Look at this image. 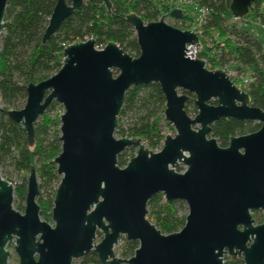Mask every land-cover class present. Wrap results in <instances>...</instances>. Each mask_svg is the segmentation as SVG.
I'll return each mask as SVG.
<instances>
[{"label": "water", "instance_id": "95a60500", "mask_svg": "<svg viewBox=\"0 0 264 264\" xmlns=\"http://www.w3.org/2000/svg\"><path fill=\"white\" fill-rule=\"evenodd\" d=\"M84 1L56 0L40 43ZM100 1L109 8V0ZM253 2L230 0L229 12L241 18ZM6 3L0 0V30ZM168 16L180 20L182 13L174 8ZM125 20L137 57L112 42L99 50L91 39L69 44L57 72L27 83L23 107L6 111L32 146L33 124L52 103L62 108L60 151L52 160L59 177L52 226L38 216L33 167L22 213L12 207V185L0 176V264H7L6 246L13 248L17 264H72L89 252L98 264H226L224 255L264 264V111L251 106L222 70L209 71L202 60L185 56L186 46H198L192 31L169 26L162 16L149 23L133 14ZM150 83L158 85L163 119L174 131L155 152L140 139L113 137L125 92ZM184 93L193 96L192 117L184 111ZM220 119L254 122L258 129L228 137L220 148L210 137V125ZM129 148L133 157L119 167L117 156ZM177 166L184 170L176 172ZM156 194L167 204L184 203V224L177 232L161 234L146 219V203ZM257 211L263 216L259 224L251 216ZM120 236L137 243L127 259L114 256Z\"/></svg>", "mask_w": 264, "mask_h": 264}, {"label": "trees", "instance_id": "16d2710c", "mask_svg": "<svg viewBox=\"0 0 264 264\" xmlns=\"http://www.w3.org/2000/svg\"><path fill=\"white\" fill-rule=\"evenodd\" d=\"M55 1L7 0L0 30V102L6 107L0 111V168L4 171L0 176L10 182L11 174H28L29 166L33 167L38 179L35 201L42 217L50 213L54 190L59 182L52 163L60 151L59 121L57 116H49L54 103L33 124L32 146L27 145L23 129L8 119L6 111L14 107L18 100L25 99L27 83L36 84L57 72L61 66L62 45L91 39L94 47L100 48L112 42L129 56L137 57L135 36L125 17L133 14L143 23H149L157 21L171 9L163 0H109L108 9L100 0H86L52 36L40 43ZM190 1L197 9L206 11L198 26L199 50L196 58L210 70L224 71L232 64L236 65L235 70L251 68L253 74L244 92L251 106L264 111V43L232 22L234 18L228 8L230 0ZM247 17L253 18L264 30V0H254L248 13L237 20ZM181 21L183 24L194 20L186 15ZM176 29L185 30L181 26ZM186 95L184 111L187 115L189 112L195 114L193 96ZM209 104L214 105L215 101ZM163 108L164 99L157 84L131 87L123 96L114 134L118 138L140 139L149 151L159 150L166 136L162 132L163 126L170 129L163 119ZM122 118L129 121L124 125ZM257 129L258 124L220 119L210 125V137L220 148H224L228 137L249 134ZM133 155L134 150L125 149L117 156V165L124 166ZM13 196L12 207L21 211L25 196L24 178L13 187ZM185 215L183 202L167 204L160 194L152 196L146 203V219L161 234L180 230ZM254 223L261 222L254 220ZM136 248V242H125L120 251L121 257L129 258ZM81 264H98V261L95 254L89 252L81 258ZM226 264L243 263L237 258L227 260Z\"/></svg>", "mask_w": 264, "mask_h": 264}, {"label": "rangeland", "instance_id": "374dc122", "mask_svg": "<svg viewBox=\"0 0 264 264\" xmlns=\"http://www.w3.org/2000/svg\"><path fill=\"white\" fill-rule=\"evenodd\" d=\"M194 20H195V18H194ZM232 22L237 27L243 28L246 31H248L249 33H252L260 43H264V30H263V28L253 18L247 17V18L242 19V20H237V19L234 18ZM164 23H167L168 24V21H165ZM204 67H205V69H207L209 71L218 70V69H215V68H213L212 70H210L209 69L210 67L207 66V65L204 66ZM235 67H236L235 64L234 65L232 64V65L227 66V69L224 70V73L228 77L231 78L232 84L234 86H236L238 89L244 91L243 81L246 80L247 82H249V80H251V76L253 74V71L251 70V68H242V67H240L241 68L240 70H235ZM112 74H113V76H115L117 74V72L113 70L112 71ZM178 93H182V92H178ZM24 100H21V99L18 100L15 103V106L12 107V108H9V110H19V109H21L23 107V105H24ZM4 108H6V107L3 104H1V102H0V109H4ZM195 112H196V110H195ZM61 113H62L61 106L58 105V104H56V103H54V105H52V108H51V110L49 112V116L50 117H55V116L58 117ZM193 115H194V113H192V112H189L188 113V116H190V117H192ZM128 121H129L128 119L122 118V124L125 125L126 122H128ZM250 123L251 124H256L254 122H250ZM169 128L170 129H166V127L163 126L162 132L166 136H173L174 131H173V129H172L171 126H169ZM113 137L116 138V139L118 138L114 133H113ZM141 143L145 147L144 143L143 142H141ZM155 151H158V150H155ZM183 170H184V167L183 166H177V168L175 169V171L176 172H179V173L182 172ZM3 172H4L3 169L0 168V173L3 174ZM26 177H27V173L11 174L10 177H9V180H10L9 183L12 185V187H14L17 184L21 183V179L22 178H24V181L26 182ZM36 179H37V177H36ZM37 182H38V179H37ZM14 200H15V198L13 196V198H12V204H13ZM23 205H24V203H22V210H23ZM22 210L19 211V212L22 213ZM38 216H39V219L41 221H45L50 226H52V222L50 220V213H46V216H44V217L40 216V214L38 213ZM251 216H253V219L255 220V222H258V221L262 222L263 221L262 212H260V211H257V212L252 213ZM100 239H101V234L99 233V234L96 235L94 242L97 243V242H99ZM125 242H129V241H126L123 236H120L119 239H118V241H117V244L113 248V252H114V256L115 257H117V258H124V257H121L120 251L125 246ZM5 249L9 252L7 264H17V257H16V255H15V253L13 251V248L11 246H6ZM125 258H127V257H125ZM222 259H223V261H227V260L230 259V257L224 255L222 257ZM72 264H81V258L76 259V260H73L72 261Z\"/></svg>", "mask_w": 264, "mask_h": 264}, {"label": "built area", "instance_id": "2783aa9c", "mask_svg": "<svg viewBox=\"0 0 264 264\" xmlns=\"http://www.w3.org/2000/svg\"><path fill=\"white\" fill-rule=\"evenodd\" d=\"M163 2L168 4L169 6H171L170 11L172 9H174V8L180 10L181 13H182V18L184 16H186V15L187 16L189 15L190 17H192V18L194 17L195 18V20L193 18L194 21L192 23H190L189 21H186V22H184L182 24V21H181L182 18L180 20H176V19L170 18L168 16V13L170 12L169 11L166 14L162 15L163 22L168 21V24L171 27L177 26L176 28H179V26H181V28L183 27V28H185V30H190L196 36H198V34L200 33V31L198 30V26H199V23L202 21L203 16L206 14L205 10L197 9L196 6L190 0H163ZM165 24H167V23H165ZM66 46L67 45H62V48L66 47ZM94 48L99 50L102 47H100V48L94 47ZM186 50L187 51L185 52V56L187 58H189V59H197L196 58V54H197V52L199 50V46H196V50H195V47L193 45L186 46ZM247 83L248 82L246 80L243 81V88L247 85Z\"/></svg>", "mask_w": 264, "mask_h": 264}]
</instances>
